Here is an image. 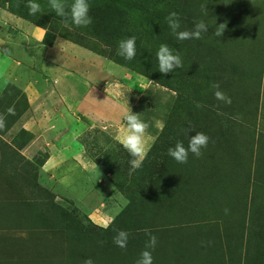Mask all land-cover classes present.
<instances>
[{
  "label": "rangeland",
  "instance_id": "374dc122",
  "mask_svg": "<svg viewBox=\"0 0 264 264\" xmlns=\"http://www.w3.org/2000/svg\"><path fill=\"white\" fill-rule=\"evenodd\" d=\"M110 1L89 0L90 13ZM36 2L51 33L34 25L42 18L24 20L0 2V57L8 54L0 59V264H136L145 229L157 237L153 264H264V0H155L162 11L184 8L180 30L208 25L201 39L183 41L168 26L146 40L132 20L116 31L48 23V0ZM131 36L129 61L118 43ZM161 43L179 52L182 68L159 72ZM83 80L94 95L83 97ZM213 82L231 104L215 98ZM92 95L108 111L119 101L121 113L81 110ZM130 108L150 125L149 151L132 175L117 140ZM195 132L208 146L176 162L168 149L187 147ZM114 229L130 233L126 248Z\"/></svg>",
  "mask_w": 264,
  "mask_h": 264
},
{
  "label": "clouds",
  "instance_id": "9594fccd",
  "mask_svg": "<svg viewBox=\"0 0 264 264\" xmlns=\"http://www.w3.org/2000/svg\"><path fill=\"white\" fill-rule=\"evenodd\" d=\"M48 3L57 17L62 18L65 22L70 20L76 27H88L93 23V18L89 14L91 7L89 0H72L70 5L67 0H48ZM26 7L29 10V15H35L42 10L41 5L36 0H27ZM166 19L172 34L179 41L189 39L199 40L202 38V34L208 32V25L203 20L196 21L193 29L180 30V16L175 11L170 12ZM225 28L226 24L221 23L216 28L214 35L221 37ZM136 39L135 36H131L120 40L118 43V55L126 60H133L136 56ZM156 58L158 60L159 72L163 74L183 67L179 52L174 51L167 43H161L159 45ZM54 82L59 85L60 78L57 77ZM212 87L215 89L214 96L217 100L231 104V98L220 90V84L218 82H213ZM196 107L200 108L203 105L197 102ZM8 114L14 115V109L9 108ZM124 120L126 121V125L121 129L117 140L132 157L130 160L131 167L129 169V175H132V173L142 166L149 151L147 139L150 125L141 119L139 113H134L131 108L124 115ZM5 126L6 117L4 114H0V130L4 129ZM187 131L188 133L191 132L190 130ZM209 140L210 137L206 133L195 132V135L189 138L187 147H185L182 141H178L174 147L168 149V155L176 162L185 164L188 162L190 152L199 158L202 155V149L208 146ZM225 211L227 212L228 210L225 209ZM112 222V220H107L103 224L104 229L107 230ZM114 231H116V235L113 237V242L120 248H126L130 233L123 229H114ZM145 232L149 236V239L145 245V249L140 253L136 264H153V255L150 249H155L157 237L152 235L148 229H145ZM84 264H94V261L91 258H87L84 260Z\"/></svg>",
  "mask_w": 264,
  "mask_h": 264
},
{
  "label": "trees",
  "instance_id": "16d2710c",
  "mask_svg": "<svg viewBox=\"0 0 264 264\" xmlns=\"http://www.w3.org/2000/svg\"><path fill=\"white\" fill-rule=\"evenodd\" d=\"M5 1L6 0H0V2L2 3L1 5H3L5 3ZM9 1H10V3H9L10 6L8 9H9V11H12L13 15L19 16V17L23 18L24 20L31 21V22H32V19L37 21V19L39 20L40 18H42L39 22H36L38 24H36L34 22L35 23L34 25H38L44 29L46 27H49L50 32H47V33L52 32L51 26L49 24H48L49 26H47V24H46L47 20H45V18L40 17V15H38V14L29 15L28 8L23 6V4L26 3L25 1H21V0H9ZM12 1H14L13 4H12ZM175 2H176V0H175ZM99 3H101V2H99ZM99 3H96V4H98V6L95 5L96 6L95 12H98L100 14V12L103 11L100 15L98 13L92 15L89 12L90 16L93 18L94 23H96V21H97L101 25H105L107 27H112V29H111L112 31H116V30H119L118 28H122V26L125 25L126 22L129 23L128 20H132V24L135 26L134 28H137L141 32V34L144 35L146 40H148L149 38L151 39L152 32L155 31L156 35H161V34H158V32H160V31L164 32L167 29L168 23H167L166 17L168 16V14L170 12H173V11L176 12L179 10L183 14H186L184 8H182V7L177 8L176 6H174V10H171L173 3L171 4L172 6H170L168 9L165 8V11H162L161 6L157 5L155 0H111L110 3H108V5H106V6H105V4L100 5ZM183 5H185V3H183ZM102 6H105V7H102ZM41 9H42L41 12L42 11H44V12L48 11V10H46V8H43V7H41ZM127 14L130 15L129 18H127ZM47 18H48V23H50V21H51V20H49V18L54 20L56 23H58V22L61 23L64 21L62 18L57 17L54 12L52 13V15L50 14V17H47ZM150 22H152V24H150ZM100 24H98V25H100ZM159 29H162V30H159ZM133 30H135V29H133ZM120 32H122V31H120ZM125 32L127 33V30H125ZM137 34H138V32H137ZM145 53H146V51H145ZM141 56L142 55H140V57ZM151 80H153L157 84H159V82H157L156 80H154V79H151ZM159 85H163V84H159ZM164 87L169 88L167 86H164ZM169 89L171 90V88H169Z\"/></svg>",
  "mask_w": 264,
  "mask_h": 264
},
{
  "label": "crops",
  "instance_id": "0c3cea01",
  "mask_svg": "<svg viewBox=\"0 0 264 264\" xmlns=\"http://www.w3.org/2000/svg\"><path fill=\"white\" fill-rule=\"evenodd\" d=\"M3 56V57H2ZM2 56L0 57V59H3V58H7L8 57V54L7 53H5V54H2ZM96 58V57H95ZM100 60V59H99ZM88 62V61H87ZM89 67H91L90 69H88L87 70V73L86 74H93L94 73V69L92 70V68H93V65H91V66H89ZM120 73H122V72H120ZM87 81L85 80V82H84V80L82 81V83H81V85H82V88H83V90H84V92H82L83 93V97H85L88 93L89 94H93L94 95V92H93V89L91 90V89H89L88 90V88H90L89 87V85L86 83ZM104 82H106V81H104ZM88 87V88H87ZM90 96V97H88V98H90V99H88V102H86L87 104L86 105H80L79 107H80V109L81 110H83V111H91V110H94L95 111V113H98V116L100 115L99 114V112H98V110L100 111L101 109H103L104 108V110L105 111H108V110H106V107L108 106V107H111V104H109V103H107L105 100L103 101L102 99H101V97H95V96ZM106 96V95H105ZM92 97V98H91ZM108 97V96H107ZM109 99H110V97H108ZM110 101V100H109ZM110 102H112V103H114V105H115V107L116 106H118L119 107V101H110ZM92 107V108H91ZM118 107H116V109H114V108H111L110 109V111H108V114L109 115H113V116H115V117H112V118H116L117 117V115H118V113L120 114L121 112V109L120 110H118ZM114 110V111H112L111 112V110ZM118 110V111H117ZM129 110V109H128ZM127 110V111H128ZM132 110V109H131ZM126 111V110H125ZM123 113H124V115H125V112L124 111H122ZM106 113V112H105ZM102 114V113H101ZM104 117V115H101V117L100 118H103ZM119 119V118H118ZM48 158L50 159V157L48 156ZM48 160V159H47Z\"/></svg>",
  "mask_w": 264,
  "mask_h": 264
}]
</instances>
